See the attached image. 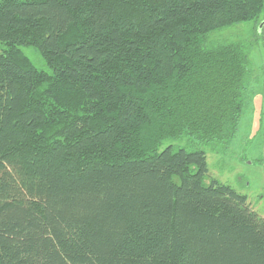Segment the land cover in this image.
I'll return each mask as SVG.
<instances>
[{
	"label": "trees",
	"instance_id": "obj_1",
	"mask_svg": "<svg viewBox=\"0 0 264 264\" xmlns=\"http://www.w3.org/2000/svg\"><path fill=\"white\" fill-rule=\"evenodd\" d=\"M264 0H0V264H264V219L207 176L236 134ZM49 68L37 70L21 47Z\"/></svg>",
	"mask_w": 264,
	"mask_h": 264
},
{
	"label": "rangeland",
	"instance_id": "obj_2",
	"mask_svg": "<svg viewBox=\"0 0 264 264\" xmlns=\"http://www.w3.org/2000/svg\"><path fill=\"white\" fill-rule=\"evenodd\" d=\"M211 40H244L251 43L249 78L243 92L244 107L235 136L227 143L200 145L183 137L164 141L159 151L171 146L202 150L207 176L245 195L252 210L264 219V19L245 22L212 32ZM37 70L49 72L34 47H21Z\"/></svg>",
	"mask_w": 264,
	"mask_h": 264
}]
</instances>
